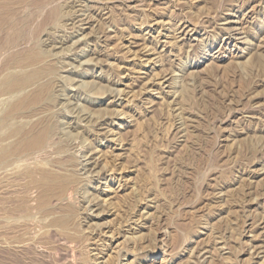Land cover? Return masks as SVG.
<instances>
[{
  "label": "rangeland",
  "instance_id": "374dc122",
  "mask_svg": "<svg viewBox=\"0 0 264 264\" xmlns=\"http://www.w3.org/2000/svg\"><path fill=\"white\" fill-rule=\"evenodd\" d=\"M59 5L25 66L55 70L48 92L10 120L22 147L53 132L0 169V264H264V0Z\"/></svg>",
  "mask_w": 264,
  "mask_h": 264
},
{
  "label": "bare ground",
  "instance_id": "6f19581e",
  "mask_svg": "<svg viewBox=\"0 0 264 264\" xmlns=\"http://www.w3.org/2000/svg\"><path fill=\"white\" fill-rule=\"evenodd\" d=\"M59 1L60 0H5L4 3L0 1V69L2 70L0 73V99H4L6 103L8 98H21L30 90L33 91L34 95L31 99L33 101L31 102L27 97H23L18 104L14 106L7 104L4 109L1 108L5 114L0 118V169H6L30 159L32 155L44 148L48 137L53 132V127L47 126L35 136V140L29 147H22L23 141L25 142L26 139L35 135V128L24 132L23 125H18L20 124L18 123L17 126H15V124L13 127L11 126L10 120L14 116L22 113L24 107L32 109L33 106L39 103L42 96L48 92V85L54 76L55 70L51 68L42 70L30 69L25 66L29 62H33L37 59L36 54L33 53L34 50L30 48L36 46L39 35L48 29L56 28L57 22L63 17ZM244 17L245 16L242 18L238 17L237 20H232L231 18L226 19L227 22L225 24L228 25L230 33L228 37L226 36V45L231 46L229 51L231 58H239V55L246 49L243 48V46L248 44L247 25L245 22L248 17ZM232 18H236L235 14ZM261 42V50H264V35L261 37ZM239 44L242 45L241 48ZM22 45H26V48H29L30 51L33 50L31 51L33 54L31 53L30 55L29 49H22ZM249 49L250 48H248V50ZM250 50L253 51V49ZM48 98L49 96H46L47 101ZM3 129H8L11 132L5 139L1 138V131ZM61 130L65 132L63 134H66V132L69 134L68 131H63V128ZM98 134L102 136L104 133L98 131ZM20 136L22 138H20ZM15 138H20V142H18L16 146L14 144ZM17 139H15V141ZM99 171L96 173H99ZM40 179H42V177ZM56 181H61L64 184L70 183L69 179L59 180V178H52L48 174H45L42 181L39 183L47 188L50 183H55ZM97 264H103V262Z\"/></svg>",
  "mask_w": 264,
  "mask_h": 264
}]
</instances>
